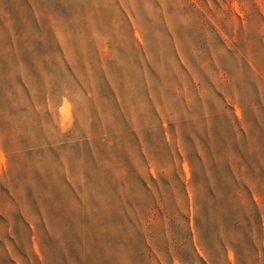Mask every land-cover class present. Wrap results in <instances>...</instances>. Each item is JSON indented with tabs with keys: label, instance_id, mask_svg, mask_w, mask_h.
<instances>
[{
	"label": "rangeland",
	"instance_id": "1",
	"mask_svg": "<svg viewBox=\"0 0 264 264\" xmlns=\"http://www.w3.org/2000/svg\"><path fill=\"white\" fill-rule=\"evenodd\" d=\"M0 264H264V0H0Z\"/></svg>",
	"mask_w": 264,
	"mask_h": 264
}]
</instances>
